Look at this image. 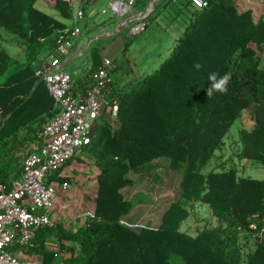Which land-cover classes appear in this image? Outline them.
<instances>
[{
  "label": "trees",
  "instance_id": "trees-1",
  "mask_svg": "<svg viewBox=\"0 0 264 264\" xmlns=\"http://www.w3.org/2000/svg\"><path fill=\"white\" fill-rule=\"evenodd\" d=\"M35 1L0 0V27L25 47L24 59L0 48L1 179L12 178V164L21 168L13 177L21 174L30 152L19 150L21 131L35 132L37 150L43 142L41 122L58 111L36 63L55 48L71 8L55 0L58 18ZM158 5L166 14L149 35L155 47L139 63L131 57L112 59L113 76L104 90L107 104L91 130V142L79 150L90 160H77L98 171L94 209L73 226L39 229L34 245L22 249L29 256L41 254L36 264H264V178L243 176L224 165L203 172L236 120L243 131L239 156L260 161L264 155V19L239 0H209L200 11L192 0ZM154 14L147 19L152 21ZM134 37L125 42L122 55ZM101 50L95 42L87 49L90 64L76 78L74 90L86 92L93 85L92 73L104 59ZM197 63L202 65L198 70ZM210 73H231L226 93L207 97ZM114 104L116 116L111 114ZM11 150L16 155L8 157ZM163 158L172 170L183 171L184 201L172 202L156 226L125 223L135 206L123 194L135 184L131 174L151 176ZM49 180L61 186L72 178L57 170ZM197 203L208 205L217 225L196 228L194 234L180 230ZM49 238L56 249L46 247ZM18 249L16 244L9 248Z\"/></svg>",
  "mask_w": 264,
  "mask_h": 264
},
{
  "label": "built area",
  "instance_id": "built-area-1",
  "mask_svg": "<svg viewBox=\"0 0 264 264\" xmlns=\"http://www.w3.org/2000/svg\"><path fill=\"white\" fill-rule=\"evenodd\" d=\"M87 3L89 0H82ZM139 0H112L116 13L134 6ZM198 8H206L209 0H192ZM81 9L76 24L57 36V44L47 58L41 61L37 74L55 100L57 113L42 122V145L30 151L23 162L21 174L9 179L0 177V264H36L23 260L9 248L16 244L18 251L34 245L37 231L55 224L52 211L61 186L50 181L68 160L91 142V130L100 118L107 99L104 90L111 82L112 59L104 58L93 71V85L86 91L74 90L75 77L62 63L60 53L69 52L75 39L82 33ZM143 25L133 28V34L143 30ZM79 72L75 71V75ZM118 113V104L111 108L112 116ZM252 227H255L252 225ZM58 257V253L55 254ZM50 264H62L61 260Z\"/></svg>",
  "mask_w": 264,
  "mask_h": 264
},
{
  "label": "rangeland",
  "instance_id": "rangeland-1",
  "mask_svg": "<svg viewBox=\"0 0 264 264\" xmlns=\"http://www.w3.org/2000/svg\"><path fill=\"white\" fill-rule=\"evenodd\" d=\"M34 5L37 7H40L44 11L48 12V7L44 4H40V2H34ZM204 9V8H203ZM198 10H202L198 8ZM155 32L154 27L150 26L145 31H142L141 33L134 34V39L129 44V50L126 56L122 55V52L120 51L122 47L120 45L116 44L112 48L105 51V53L109 56H112L114 58H117L119 60H124L125 57H131L135 62H141L143 60L145 53H147L149 50H152L155 47V40L153 38H150L149 35L153 34ZM133 34V33H132ZM133 35V36H134ZM131 36L125 35L123 39V43H125ZM20 39L13 33L7 31L5 28L0 27V48L4 51L8 52L10 55L24 59V53H25V47H23L20 44ZM44 56H40L39 60L36 63V66H38L41 58L47 57L48 53L45 51ZM90 55H86L82 61H76L74 62L71 60L70 62L65 64V68L72 73V75L76 76V78H81L84 76L86 68L90 64ZM148 61V60H147ZM147 62H144V64ZM147 65V64H146ZM148 66V65H147ZM263 66H264V57H263ZM149 67V66H148ZM146 68L145 70H147ZM75 71H78L79 74L75 75ZM142 70L140 71V73ZM113 74L111 73V78ZM240 127V128H239ZM241 122L240 120H236L229 130V134L226 137L225 143L223 145V148L221 149V152L225 155H231L232 159L226 162L228 167H235L238 172L243 176H251L253 178H264V155H260L261 159L260 161L256 157L249 156L248 162L242 157H240L238 154L243 151V140L241 139V135H243V131L241 132ZM245 131H248L249 133L252 132V129H250L249 126L245 128ZM28 131L27 129L24 130L23 135H27ZM21 139L23 136L20 137ZM32 147V143L23 141L20 144L19 150L24 152ZM220 152L217 151L209 160V162L204 166L203 172L206 173L207 171H212V168L214 166V161L218 158ZM11 155H16L15 150H11L8 153V157H11ZM82 157L84 159L90 160V158L80 153V151L77 152L76 157H73L69 162H67L60 170L61 173L64 175H72L73 180L71 181V186L67 189H59L58 196L55 202V206L52 211V218L55 222V224L62 223L65 226H73L74 222L77 220L80 216H86V212L94 203V196L96 195L97 189L94 186V177L93 172L96 170L95 168H91L89 166L84 165L83 163L79 162L77 160V157ZM159 170V174L163 177H165V186L160 190V193H165L164 201L161 203L160 209H155L151 213V216L156 219L157 223L159 220H161L164 211L168 208V206L178 200H183L181 194L178 195V191H181V182L183 171H176L172 170L169 167V160L167 158L160 159L157 164ZM77 168V169H76ZM75 169V170H74ZM97 171V170H96ZM133 179H135V184L133 186L126 187L123 190V194L126 198L131 199L135 203V211L130 218V220L135 221L139 219L142 214L145 213V210L140 208L138 205L143 203H149L151 201H155L154 199V192L148 193L151 190L150 182L151 181H158V178L154 177L155 172L152 171L153 180L148 181L141 177L136 176L135 173L131 174ZM142 175V174H141ZM178 177L180 179H178ZM163 179H159L161 181ZM150 181V182H149ZM169 186L170 189H167L166 187ZM167 190H170V194H168ZM87 193V194H86ZM87 195V196H86ZM88 195L93 196V198L89 197ZM88 198H90V202L86 201ZM86 201V202H85ZM196 214H200V216L204 219L199 224L196 223V220H192L189 222H186L184 224H180V230L182 231H189L190 233L195 232V229L200 225L201 228L205 225L210 226H216L218 221L217 218L211 213L209 207L207 204H203L201 207L198 208L196 211ZM199 216V217H200ZM198 217V218H199ZM187 219V218H186ZM185 219V220H186ZM145 226H154L153 221H149V223H143ZM142 226V225H138ZM57 244H55L54 239L49 238L46 241V247L50 248L51 250H54L57 248ZM15 253V252H14ZM18 257H25L28 261L35 262L37 260V257L35 256H29L28 254H23V252L16 251ZM35 254V253H34ZM38 255L41 256L40 253ZM42 259V257L40 258Z\"/></svg>",
  "mask_w": 264,
  "mask_h": 264
},
{
  "label": "crops",
  "instance_id": "crops-1",
  "mask_svg": "<svg viewBox=\"0 0 264 264\" xmlns=\"http://www.w3.org/2000/svg\"><path fill=\"white\" fill-rule=\"evenodd\" d=\"M40 2V4H44L48 7V13L58 17L62 18L60 15V11L56 7L55 0H36V2ZM69 3L70 8H71V18L64 19L63 21L66 22L67 28H71L76 24L77 21V16L79 11L82 9L83 10V19L81 20V26H82V33L75 39L74 41V47L71 51L65 53L61 52V60L63 63V66L65 67V64L73 60L74 62L76 61H82L83 58L85 57V52L87 49L90 47L91 44L94 42L102 47L101 53L103 55V58H110V59H115L112 56H109L105 53L106 50L112 48L116 44L124 45L123 39L125 35L133 36L132 30L134 27L138 25H143V30L145 31L148 27L152 26L154 29H157L160 24L164 22L165 19V14H166V9L160 7L158 5L162 0L155 2L150 8V2L152 0H139L134 6L130 8H125L122 13H116L112 7H111V2L112 0H89L87 3H84L82 0H65ZM179 1V0H177ZM240 5L251 9L255 16L258 17H263L264 19V0H239ZM157 6V7H156ZM154 19L152 21H149L147 17L151 14L154 13ZM139 32V33H141ZM125 46V45H124ZM124 48V47H123ZM123 48L120 50L122 52ZM52 52V49L47 50V57L49 54ZM44 53V52H43ZM42 55L44 56V54ZM41 55V56H42ZM46 56L44 58H41L39 64L41 63L42 60L47 58ZM38 64V66H39ZM43 122V121H42ZM42 122H41V128H42ZM240 128V127H239ZM24 130L21 131L20 137L23 136V140L32 143V147L28 150H26V154L29 151L34 150L35 147H38L36 142L38 141L37 137L35 136L34 131L28 132L27 135L34 136L35 138L28 137L27 135H23ZM40 134H38L39 136ZM33 139V140H32ZM41 142V141H40ZM40 147V146H39ZM223 148V146H222ZM220 154L216 161H214V166L212 168L216 169L221 167L222 165L228 167L226 162L228 163L229 160L232 159L231 155H225L221 150H219ZM239 155V154H238ZM211 159V158H210ZM246 162H248V158H244ZM209 162V161H208ZM11 167V174L10 177H13L15 174H17L18 171L21 170V168L17 169L15 164L10 165ZM23 166V165H22ZM77 169V168H76ZM75 170V169H74ZM159 168H157L155 172L156 178H158V181H149L150 182V187L151 190L148 193H153L154 192V199L155 201H151L149 203H141L138 206L142 209L145 210V213L142 214V216L135 220L132 221L130 218H132L134 211H135V206L132 209V211L127 214L124 217V222L127 224H132V225H144L143 223H149V221L154 222V226L158 225L161 220L157 223L156 219L151 216V213L155 211V209H160L161 203L164 201L163 198H165V193H160V190L164 188L165 186V177L160 175L158 172ZM98 171H94L93 177H94V186L97 189V179H96V174ZM207 171L206 173H208ZM135 175L141 176L145 178L147 181L153 180L154 178L152 176H144L141 175L140 173H135ZM72 178V175H69ZM159 179H163L159 181ZM178 179H180L178 177ZM73 180V178H72ZM135 180V179H134ZM181 182V180H180ZM167 189H170L169 186L166 187ZM125 189V188H124ZM123 189V190H124ZM168 194H170V190H167ZM87 194V193H86ZM182 194V190L178 191V195ZM87 196V195H86ZM89 197L93 198V196L88 195ZM96 198V195L94 196V199ZM86 201L90 202V198H88ZM85 201V202H86ZM94 204L90 207V209L87 210V214L91 213L94 209ZM203 204L197 203L193 212L191 215L184 220V224L186 222L192 221L193 219L196 220V223H200L204 219L200 216V214H196V211L198 210L199 207H201ZM169 207V206H168ZM56 208V206H55ZM200 216V217H199ZM199 217V218H198ZM182 222V223H183ZM204 227V226H203ZM197 228H201L199 225ZM24 254V253H23ZM25 255V254H24ZM31 256L37 257V260L35 262H40L41 261V256L38 254H34ZM23 260H27L24 256L20 257Z\"/></svg>",
  "mask_w": 264,
  "mask_h": 264
},
{
  "label": "clouds",
  "instance_id": "clouds-1",
  "mask_svg": "<svg viewBox=\"0 0 264 264\" xmlns=\"http://www.w3.org/2000/svg\"><path fill=\"white\" fill-rule=\"evenodd\" d=\"M194 67L198 70L202 67V65L197 63ZM208 79L210 81V86L207 88V97H211L216 92L223 94L227 92V86L231 79V73H225L222 76L218 73H210Z\"/></svg>",
  "mask_w": 264,
  "mask_h": 264
},
{
  "label": "water",
  "instance_id": "water-1",
  "mask_svg": "<svg viewBox=\"0 0 264 264\" xmlns=\"http://www.w3.org/2000/svg\"><path fill=\"white\" fill-rule=\"evenodd\" d=\"M157 1H160V0H152V1L150 2L149 8H150L155 2H157Z\"/></svg>",
  "mask_w": 264,
  "mask_h": 264
}]
</instances>
